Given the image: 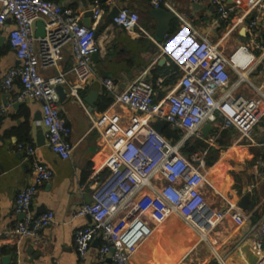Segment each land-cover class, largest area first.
I'll use <instances>...</instances> for the list:
<instances>
[{
    "label": "built area",
    "instance_id": "obj_1",
    "mask_svg": "<svg viewBox=\"0 0 264 264\" xmlns=\"http://www.w3.org/2000/svg\"><path fill=\"white\" fill-rule=\"evenodd\" d=\"M118 1L121 0H108L109 7L116 6ZM187 1L191 5L212 6L216 25L228 23L234 11L225 5L224 0ZM150 5L152 9L171 10L163 0H151ZM259 5L260 0L246 1L252 11ZM105 13L101 0H92L93 27H86L78 14L49 0H2L0 7V35L6 31V23L11 22L12 28L6 33L19 62L17 68L6 72L2 80L4 92H8L17 80L20 92L14 102H39L45 146L61 160H68L73 147L66 140L67 127L60 116L55 90L57 86H67L68 93L84 109L91 128L99 134L107 151L104 162L107 174L95 185L91 202L82 205L73 215V218H91V225L75 232L76 253L80 258L86 257L93 242L100 240L102 245L98 249L97 264H103L108 254H111L112 264H132L133 256L148 241L154 228L176 216L187 228L199 234L200 240H205L226 221L239 229L249 224L236 249L246 243L252 244L256 264H264V216L250 223L251 214L242 211L236 201L218 193L223 208L215 210L208 206L205 191L215 190L205 165L207 151L189 156L182 153L186 142L204 139L201 129L205 124L219 125L223 130L233 129L241 140L252 143V129L264 119V82L255 85L247 74H243L249 71L254 61L249 48L241 46L229 56L225 55L218 43L209 42L178 17L181 27L188 29V37L195 45L185 59L177 63L180 79L173 91L157 101L161 81L155 84L148 81V70L118 93L114 92L111 80H102L114 104L143 118L128 138H112L105 130L106 116L94 118L79 95L94 75L92 56L99 51L94 25ZM39 21L44 25L43 39L35 38V25ZM111 22L126 32L138 31L147 35L139 27L138 15L127 9H119ZM247 32L254 41L261 39L257 18L251 19ZM66 46L71 47L73 54L71 70L44 78L43 70H58ZM240 54L245 56L242 64L238 62ZM68 74L75 78V84H68ZM232 74L236 76L234 84H231ZM240 84L247 93L233 92L232 88ZM9 107L1 108V113ZM161 121L172 130L181 132V138L172 142L157 133L150 123ZM19 149L30 161L31 180L15 198V213L21 219L7 235L40 243L43 231L58 223L52 212L34 216L31 203L38 189L52 179L53 173L35 158L34 148L19 146ZM255 165L261 174L264 173V153L257 156Z\"/></svg>",
    "mask_w": 264,
    "mask_h": 264
},
{
    "label": "crops",
    "instance_id": "obj_2",
    "mask_svg": "<svg viewBox=\"0 0 264 264\" xmlns=\"http://www.w3.org/2000/svg\"><path fill=\"white\" fill-rule=\"evenodd\" d=\"M49 1L71 9L80 16L82 24L84 14L90 12L92 6V0ZM150 1L121 0L116 4L118 9L135 12L139 17V27L147 35L139 34L138 31L126 32L114 26L112 20L107 22L108 14L115 7H109L108 0H101V4H105L103 8L106 13L94 25L97 33L95 39L99 45V51L92 60L94 75L79 95L94 118L106 116L105 130L112 138H128L139 127L143 118L114 104L111 94L103 87L102 80H111L114 92L118 93L124 91L142 72L148 70V81L152 84L161 81V88L157 89V101L173 91L180 79L177 63H181L195 45L188 37V29L181 27L178 17L183 18L209 42L218 43L225 55L229 56L241 46L249 48L254 61L249 66V71L243 74H247L248 79L255 85L264 82L262 73L264 40L261 38L254 41L247 32L246 25L248 19L251 21L257 18L258 31L264 34V0H260L258 9L253 11L246 6L247 0H224L225 5L234 8V11L229 22L220 25L214 24L215 10L210 5L195 6L187 0H163L169 4L171 10H165L174 16V20L170 23L169 31L161 43L154 40L156 22L150 16L153 10ZM89 27H93L91 19ZM5 28L6 31L0 35V264H14L17 261L20 264H97L98 249L102 245L100 240L93 242L84 258L78 256L74 247L75 232L91 225V218L89 216L73 218V215L82 205L91 202L95 185L107 174L104 166L107 158L106 148L99 134L91 128V122L84 109L68 93L67 86H62L66 98L61 102L58 100V107L67 127L66 140L73 147L71 157L68 160H61L45 146V140L43 145H38L37 134L41 133L44 137L41 119H35L37 114L41 115L39 102L20 103V106L14 108L15 97L20 92L18 81L12 83L8 92L2 89V80L6 72L19 66L6 33L12 28V23L8 21ZM255 51H259L258 55ZM72 66V50L70 46H66L62 50L58 70H43L41 74L48 79L59 72H69ZM66 79L69 85L76 83L71 74H68ZM232 79L231 84H234L236 76L233 74ZM232 89L234 93H247L243 84ZM91 94H94V105L90 111L85 100H88ZM107 101H110L109 106H106ZM8 105L10 106L8 110L1 113V108ZM155 123L150 124L153 126ZM225 131L230 132L223 140L228 143L233 138L234 130H223L219 125L205 139L208 144L213 140L209 147L217 152L209 173L222 165L226 166L229 159H232L233 150L237 151L235 157L239 164L237 166L232 164V172L223 183L216 185L213 182L215 191H205L206 202L208 206L218 210L222 209L223 205L216 191L238 204L244 196H248L247 209L239 207L246 214L252 215L250 223H254L253 218L259 212H264V173L261 174L255 165L257 156L264 153V119L252 129V143L245 141L248 145H242L240 138L232 145L224 147L218 145L216 142ZM19 146L34 148L35 158L53 173L52 179L38 189L31 203L34 216L52 212L58 223L57 226L43 231V241L40 243L7 235L21 219L15 213V198L31 180L30 161ZM248 151H255V154L249 155ZM244 152L248 153L247 157L243 155ZM226 222L235 229V233L230 235L227 241L211 243L208 238L224 223L212 231L205 240H200L199 234L187 228L178 217L173 216L161 226L154 228L151 237L133 256L132 264H246L240 254V248L236 249V245L246 233L249 224L239 229L229 221ZM247 244L252 251V244L246 243L243 246ZM103 264H112L111 254L107 255Z\"/></svg>",
    "mask_w": 264,
    "mask_h": 264
},
{
    "label": "water",
    "instance_id": "obj_3",
    "mask_svg": "<svg viewBox=\"0 0 264 264\" xmlns=\"http://www.w3.org/2000/svg\"><path fill=\"white\" fill-rule=\"evenodd\" d=\"M195 6H197V5H195ZM118 12H119V9L115 6L111 10V12L108 14L106 21L110 22L114 17H116ZM150 16L156 22V32H155L154 40L157 43H161L169 31V25L174 20V16L165 9H153L150 12ZM90 19H91V11L86 12L84 14L83 25L86 27H89L90 26ZM249 22H250V20L248 19L246 21V25H248ZM44 36H45L44 25L42 22L39 21L35 25V38L36 39H43ZM96 36H97V33H95V38H96ZM261 38H262V40H264V34H262ZM94 58H95V56H92V60H94ZM55 90H56L59 102L63 101L66 98V93L64 92L63 87L57 86ZM85 103L87 104V106L89 107V110L91 111V109L94 105V94H91L89 96L88 100H85ZM20 105H21L20 103H16L13 105V107L16 108ZM35 119L40 120L41 115L37 114L35 116ZM166 126H167V124L164 121L156 122L153 125V129L157 133H160L161 130ZM214 130H216L215 126H212L210 124H205L201 129V133L203 135V138L207 139L210 132H212ZM37 143L39 146L44 144V137L41 133L37 134ZM239 206L243 210L247 209V207H248V196L243 197ZM240 254L242 255L243 259L246 261V264H256L257 256L251 251L250 246L248 244L240 248Z\"/></svg>",
    "mask_w": 264,
    "mask_h": 264
},
{
    "label": "rangeland",
    "instance_id": "obj_4",
    "mask_svg": "<svg viewBox=\"0 0 264 264\" xmlns=\"http://www.w3.org/2000/svg\"><path fill=\"white\" fill-rule=\"evenodd\" d=\"M255 53H256V55H258L259 51H257V52L255 51ZM262 73H264V72H262ZM231 79H232V75H231ZM233 79H235V78L233 77ZM232 134H233V138H231V140H229L228 143L225 140L226 141L225 143H227L225 146L234 144V141H238V139L240 138V135L237 132L232 131ZM240 142H241L242 145H248L247 142H245V139H242ZM236 152L237 151L233 150V152H232V159H229L228 164L226 166H223L222 165V166L218 167V169L216 171L213 170L211 173H209L208 178H209V180H210V182H211V184L213 186H214L213 182H215V184L217 185L218 183L220 184V182L223 183L225 181L226 177H228L229 174H230V172H232L231 171L232 164H234L236 166L239 164V162L237 161V159L235 157L236 154H237ZM253 154H255V151L254 152H251V151L249 152V155H253ZM243 155L245 157H247L248 156V153L244 152ZM207 157H208V155L206 156V158ZM206 158H205V162L207 160ZM206 169H207L208 172L211 171V167L210 168H207L206 167ZM224 194L227 196V193L224 192ZM213 200L215 201L216 199H213ZM234 231H235V229L231 225L227 224V222H224V224H222L221 226H219L215 230L214 234H211L210 235V237L208 238V240L211 243L213 241L220 242V240L227 241V240H229L230 235H232L233 233H235ZM216 233H219V235H216Z\"/></svg>",
    "mask_w": 264,
    "mask_h": 264
},
{
    "label": "trees",
    "instance_id": "obj_5",
    "mask_svg": "<svg viewBox=\"0 0 264 264\" xmlns=\"http://www.w3.org/2000/svg\"><path fill=\"white\" fill-rule=\"evenodd\" d=\"M105 4L102 3V6H104ZM106 99V96L104 97ZM110 105V101H107L106 106ZM165 139L172 141V142H176L181 138V132L177 131V130H172L169 126H166L162 129L161 133H160ZM230 134V132L225 131L222 132L220 139L217 140V144L224 147L227 143H225L226 141H223L224 139H226V137ZM207 151V155L208 157L206 158V162L205 165L207 168L211 167L213 165V163L216 160V151L212 148H210L207 144V142L204 139H196V140H192V141H188L185 143V145L182 148V153L184 155H191L193 153L196 152H204ZM223 187V186H221ZM264 215V212H259L254 218H253V222L257 221L259 218H261V216Z\"/></svg>",
    "mask_w": 264,
    "mask_h": 264
},
{
    "label": "bare ground",
    "instance_id": "obj_6",
    "mask_svg": "<svg viewBox=\"0 0 264 264\" xmlns=\"http://www.w3.org/2000/svg\"><path fill=\"white\" fill-rule=\"evenodd\" d=\"M244 60H245L244 54L243 55L242 54L238 55V62H239V64H242L244 62ZM216 192L218 193V191H216Z\"/></svg>",
    "mask_w": 264,
    "mask_h": 264
}]
</instances>
